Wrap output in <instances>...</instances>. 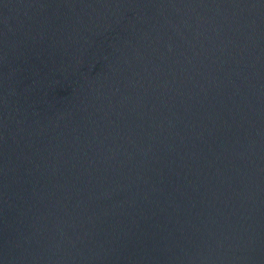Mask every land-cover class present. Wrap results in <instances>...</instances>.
<instances>
[{
  "label": "water",
  "instance_id": "95a60500",
  "mask_svg": "<svg viewBox=\"0 0 264 264\" xmlns=\"http://www.w3.org/2000/svg\"><path fill=\"white\" fill-rule=\"evenodd\" d=\"M0 264H264V0H0Z\"/></svg>",
  "mask_w": 264,
  "mask_h": 264
}]
</instances>
